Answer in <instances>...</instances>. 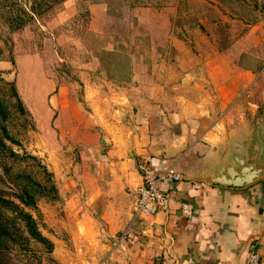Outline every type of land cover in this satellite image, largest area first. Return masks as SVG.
I'll list each match as a JSON object with an SVG mask.
<instances>
[{
  "label": "crops",
  "instance_id": "obj_1",
  "mask_svg": "<svg viewBox=\"0 0 264 264\" xmlns=\"http://www.w3.org/2000/svg\"><path fill=\"white\" fill-rule=\"evenodd\" d=\"M219 75L204 81L186 76L170 82L167 90L154 77L135 76L118 84L131 87V93L111 98L116 104L112 109L97 100L96 93H89L95 95L89 110L83 108L89 105L60 104L61 93L52 97L50 115L56 117L59 140H65V116L74 111L69 121L72 138L57 155L62 203L55 218L62 237L55 244L59 248L70 239L78 252L59 260L247 264L254 254L258 264H264V180L242 189L198 180L244 151L254 137L264 140V107L253 110L247 121L238 107L242 96L237 82L228 78V83L227 76ZM93 83L88 86L105 92ZM142 159L156 172L175 166L184 179L162 185L170 198L166 209L148 222L134 223L132 206L144 183ZM126 231L138 242L114 246Z\"/></svg>",
  "mask_w": 264,
  "mask_h": 264
},
{
  "label": "rangeland",
  "instance_id": "obj_2",
  "mask_svg": "<svg viewBox=\"0 0 264 264\" xmlns=\"http://www.w3.org/2000/svg\"><path fill=\"white\" fill-rule=\"evenodd\" d=\"M33 7L41 15H33ZM7 17L25 26L12 30ZM0 48L1 77L15 85L28 112H18L10 88L0 83V99L11 113L6 125L17 143L7 144L19 155H0V190L13 193L16 185H28V176L44 183L46 172L58 189L57 201L39 198L33 212L42 234L54 243L53 254L33 245L35 255L12 251L10 264H73L57 258L72 259L78 250L70 239L56 247L62 232L55 216L62 203L57 155L72 138L74 111L65 116V140H59L51 99L61 93L60 104L80 108L95 97L89 93H96L97 100L115 108L111 98L130 94L131 87L109 80L113 72L98 61L105 50L129 56L131 80L148 75L167 90L170 82L186 76L204 81L220 74L227 76L226 82H237L243 118L252 120L253 110L264 107V0H0ZM111 60L105 57L103 62L109 65Z\"/></svg>",
  "mask_w": 264,
  "mask_h": 264
},
{
  "label": "trees",
  "instance_id": "obj_3",
  "mask_svg": "<svg viewBox=\"0 0 264 264\" xmlns=\"http://www.w3.org/2000/svg\"><path fill=\"white\" fill-rule=\"evenodd\" d=\"M32 14L37 16L41 15L35 7L32 8ZM29 18H32L29 16ZM8 24L12 30H21L25 25L18 23L17 19L7 17ZM15 24H17L15 26ZM3 54L0 48V59ZM112 59L111 63L106 64L103 62V57ZM99 64L103 68L106 67L108 71H112L113 75L110 76V81H118L120 83H129L131 81V62L129 56L116 52L104 51L101 57L98 58ZM111 73V72H110ZM117 74V77L114 75ZM0 83L7 85L10 88L12 96L16 100L18 112L26 116L27 110L21 100L15 85L6 84L0 73ZM10 110L4 100L0 99V155L9 152L10 156L18 159L19 155L8 147V142L17 144L8 131L7 122L10 119ZM2 166L9 172L6 163ZM7 174V173H6ZM47 180L42 183L35 180L33 177L28 176V185H16L17 191L13 193H5L0 190V264H10L11 252L19 250L35 255L32 251V246L37 245L44 249L47 255H52L54 251V243L45 237L39 229L37 220L33 212L38 211L39 198H51L54 201L58 200V189L54 184L51 174L45 173ZM22 177L17 176L18 179ZM32 254L30 256H32Z\"/></svg>",
  "mask_w": 264,
  "mask_h": 264
},
{
  "label": "built area",
  "instance_id": "obj_4",
  "mask_svg": "<svg viewBox=\"0 0 264 264\" xmlns=\"http://www.w3.org/2000/svg\"><path fill=\"white\" fill-rule=\"evenodd\" d=\"M140 170L143 176V186L138 189L136 199L132 206V219L135 222H148L160 211L166 209L170 198L161 188L165 183L177 184L183 181L184 177L175 169V166L168 167L156 172L152 170L146 160L140 161ZM184 213L189 211L184 208ZM122 242L134 244L138 237L126 231L115 239L114 246ZM259 257L252 254L247 264H258Z\"/></svg>",
  "mask_w": 264,
  "mask_h": 264
},
{
  "label": "water",
  "instance_id": "obj_5",
  "mask_svg": "<svg viewBox=\"0 0 264 264\" xmlns=\"http://www.w3.org/2000/svg\"><path fill=\"white\" fill-rule=\"evenodd\" d=\"M244 151L228 157L217 170L198 178L209 185L224 188H247L264 180V140L257 137L249 142Z\"/></svg>",
  "mask_w": 264,
  "mask_h": 264
}]
</instances>
